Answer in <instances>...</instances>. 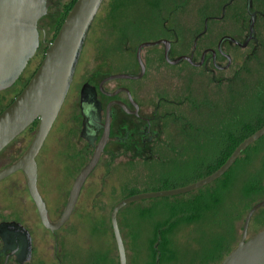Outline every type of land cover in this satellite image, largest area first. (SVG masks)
Masks as SVG:
<instances>
[{"label":"rangeland","instance_id":"374dc122","mask_svg":"<svg viewBox=\"0 0 264 264\" xmlns=\"http://www.w3.org/2000/svg\"><path fill=\"white\" fill-rule=\"evenodd\" d=\"M48 12L40 18L39 23L46 27L48 37L52 39L61 18L64 16L65 7L71 0H50ZM226 0H190L184 9L168 12L167 19L162 22V28H150L138 33L134 30L127 31L128 36L120 40L122 34L112 25L125 24V20L138 18L143 2L136 0L118 17L108 16L110 0H103L94 19L87 31L82 52L77 63L73 81L69 87L60 110L36 156L37 161V185L48 206L52 218H57L63 209L68 193L62 195V190L69 191L73 179L80 166H76L70 155L73 148L65 152L64 135L71 123V113L77 111L79 88L85 79L97 82L102 76L118 71L136 72L139 69L135 57V48L138 42L145 39L168 37L172 40L171 56L180 53H188L192 45V33L203 26L202 11L208 12L218 8ZM132 9V10H130ZM133 9L136 11L134 12ZM130 10V11H129ZM249 13L246 18L237 22L231 16L225 19H217L209 22L206 35L199 42V50L196 58H199L201 48L210 44L214 46L222 34H231L240 39L243 38L248 28ZM113 19V20H112ZM258 39L264 38V20L256 29ZM120 41V42H119ZM254 42L242 47L224 41V49L231 55V64L223 70L212 73L205 71L204 66H194L186 61L176 64L160 61L163 51L162 45L145 46L141 50L142 58L152 54V60L147 61V72L142 79L125 78L112 79L109 86L127 84L132 91L146 89L149 84H168V98L178 100L179 103L169 106L171 115L168 117V147L159 148L162 153L168 155L167 159L134 158L131 150L119 152L115 157H102L95 169L84 181L77 202L58 233L59 251L63 253L62 264H84L88 246L94 244L92 226L100 221L103 228L102 243L110 247V254L117 257V247L110 225V210L113 204L126 194L124 185H136L138 187H153L164 184V181H178L189 177L198 168H204L205 163L198 166L194 161L196 155L204 156L209 150H213L211 139L214 130L220 129L223 124L230 123L231 111L237 110V96L229 92L238 89L236 72L248 54L252 53ZM261 54L258 48L255 51ZM43 52L34 55L24 68L18 80L9 88L0 90V109L9 101L28 79L32 71L41 60ZM163 56V55H162ZM221 57L220 62L225 63ZM159 68V70H157ZM157 70V72H153ZM233 78V79H232ZM232 79V80H231ZM203 100L211 103L206 104ZM241 109V108H240ZM231 119V118H230ZM223 122V123H222ZM190 124H201L202 130L197 135L204 147L195 146L193 141H186L184 131ZM35 128L25 129L7 146L0 151V168L15 160L29 144ZM71 139V137H69ZM76 142L75 149H80L81 141ZM63 144V145H62ZM189 144V145H188ZM83 159V156H81ZM85 162V160H83ZM248 168V165L246 166ZM243 170L229 182L221 203H212L211 197L204 196L210 207L201 211V216L194 223L182 224L176 232L171 233L172 242L176 248V259L171 264H199L198 257L207 252L212 241L218 239L219 231L226 228V213H230L232 200L237 189V179L241 178ZM66 186V187H65ZM193 190H197L193 189ZM192 191L185 192L187 196ZM209 193V192H207ZM175 198L156 196L143 198L124 205L121 210L124 216H128L135 222L141 223L147 218L139 212V206L147 205L152 209L154 219H160L168 215V201ZM140 203V204H139ZM207 205V206H208ZM213 206V207H212ZM139 209V210H138ZM257 210V209H256ZM255 210V212H256ZM120 212V211H119ZM118 212V221L127 247L128 264H131L132 250L130 235L126 221L121 219ZM255 212L253 214H255ZM252 214V216H253ZM15 219L26 224L32 231L34 256L31 264H58L54 255V236L44 227L40 221L37 209L26 185V178L22 170H16L0 180V220ZM244 219V218H243ZM235 223L241 224L243 220ZM249 226L248 233L252 232ZM241 233V228L239 234ZM217 236V237H216ZM216 237V239H214ZM205 255V254H204ZM115 264V263H113Z\"/></svg>","mask_w":264,"mask_h":264},{"label":"water","instance_id":"95a60500","mask_svg":"<svg viewBox=\"0 0 264 264\" xmlns=\"http://www.w3.org/2000/svg\"><path fill=\"white\" fill-rule=\"evenodd\" d=\"M102 1L74 0L32 74L11 101L0 110V151L34 120H38L26 149L15 160L0 168V180L16 170H22L40 221L52 231L62 226L68 219L77 202L81 187L96 166L109 135L110 103L107 106L104 130L95 145L94 151L74 177L65 207L59 217L56 220H51L47 214L45 201L37 187L36 156L69 90L87 31ZM50 4V0H0V90L14 84L29 60L34 56L39 45L38 20L47 13ZM246 6L250 15L247 35L241 40L230 34H223L218 40L219 49H221L222 42L226 40L243 47L251 38L256 39L254 28L256 11L250 9L251 0H247ZM206 29L207 23L205 22L203 29L193 40L192 51L195 48L197 37ZM160 43L164 46V57L169 63L176 64L185 59L191 64L200 65L203 61L204 53L199 60H194L190 53L170 56V38L145 39L138 42L135 48L140 72L118 71L109 73L100 80L99 88L103 90L102 84L111 79L139 77L144 72V62L141 58L142 48ZM210 50L215 52L214 48ZM227 58L229 63V55ZM84 88L94 93V86L84 84L81 92ZM117 91L115 90L111 94ZM95 104L92 105V108L97 110V103L95 102ZM262 135H264V124L244 137L216 169L194 181L169 188L142 190L119 198L110 210V222L118 252V264H127L126 249L117 218L118 211L124 205L143 198L188 192L213 181L232 165L248 145ZM262 205H264V198L255 201L248 208L237 243L218 264H264V227L248 234V225L252 214ZM6 227L15 228L22 233L26 250L30 251V247L28 248L30 241L26 229L14 220L0 222L1 230ZM7 243L11 247L15 246L13 251L17 250L18 245L13 238Z\"/></svg>","mask_w":264,"mask_h":264},{"label":"trees","instance_id":"16d2710c","mask_svg":"<svg viewBox=\"0 0 264 264\" xmlns=\"http://www.w3.org/2000/svg\"><path fill=\"white\" fill-rule=\"evenodd\" d=\"M141 1L143 2V8H141L140 10L141 14L133 15L138 16V18L131 19L132 17H129L124 21L125 24L123 25L113 22L112 25L120 34H122L120 40H123V37L125 39V37L128 36L126 35L127 31L131 32L130 30L135 31L131 33H138L153 27L158 29L162 28V22L167 19L168 12L173 13L177 9H184V7L190 0ZM73 2L74 0H71L65 7L64 16L66 15ZM135 2L136 0H110L108 16L110 18L116 16L118 17V14H122L121 12L127 10L130 4ZM221 3H219L218 8L212 11L206 12V10H201V13L203 15V23L205 17L209 16L207 27H209L208 25L210 21L215 20L214 16L221 13ZM246 4L247 0H233L226 6L225 14L222 19L227 18L230 11H233L235 13V17L233 18L237 22H240L241 19H245L246 12L249 13ZM250 9H260L263 11V14H260L255 19L254 28L256 30L264 20V0H251ZM133 11L135 12L136 10L133 9ZM64 16L61 18V22ZM202 29L203 26L192 33V37L194 38L195 35ZM206 32L203 36L198 38V43L206 35ZM258 40V51H260L261 54L258 55L255 52L256 50H254L251 54L247 55V57L240 65L239 70H237L236 72V81L237 84L240 83V86L237 87L238 89L236 90H233L231 87L229 88L230 94L231 92H233L232 97L237 96V110L230 112L229 124L225 123V125L223 124L220 129H218L217 131H213V136L211 137V139L216 150V159L212 162L205 163L204 168L196 169V172L193 173V175L185 177L184 179L178 181H164L163 185L160 184L153 187H138L136 185L128 186L125 184V195L142 190L169 188L182 185L194 181L212 172L226 159L233 148L244 137L264 124V38L260 37ZM39 51L44 53L43 49H39L37 54L39 53ZM18 91L13 94L9 101H11V99L18 93ZM202 102H205L206 104L211 103L205 100H203ZM37 122L38 120H34L25 129L36 128ZM78 124L79 119L77 118L76 121L73 122V125H71L72 128H69L77 133ZM75 163H77L76 166L81 167L85 162L83 161L82 157L78 155V159L75 161ZM196 163L198 164V166H200L204 162L199 160L196 161ZM247 165L248 168H246ZM242 170L245 173L241 175V178L237 179V189L233 197L234 199L231 202V211L230 213H226V228L219 231L218 239H216L217 236L214 237V239L216 240L210 243L207 252L203 253L200 256H197L199 264H218L219 261L225 256V254L228 253L231 248L237 243L240 237L241 233L239 234V230L240 228H242V225L235 222L237 220H243L248 208L255 201L264 198V135L248 145L222 175H220L213 181L201 187H198L196 191L190 190L192 191L191 195L187 196L185 192L168 195V198L173 197L175 198V200L170 202L168 201L167 216L160 219H154L155 217L153 215L152 209L147 205H141L139 203L140 210H138L140 214L143 215V217L147 218V220H144L142 223L140 221L135 222L132 219H129L128 216H124L121 212L123 208H121L119 210L120 212H118L121 215V219L126 221V226L128 227V233L130 235V246L132 250V257L130 258L131 264H171V262L177 257L174 241L172 242L171 238V233L174 230L176 232L180 231L181 229H179V227L182 224L186 226L194 223L197 219L200 218L201 211L204 208L206 209L210 207L207 204L208 200H206V198L204 199V196L211 197V201L213 204H215V206L216 203H221L224 195H227L226 191L224 190L227 188L229 182H231L232 179L239 175ZM135 203H137V201H135ZM120 222L118 221L121 231ZM249 226H251L252 232L248 234H252L264 227V205L257 208L255 214H253V216L251 217L248 229ZM103 232L104 231L101 222L96 221L92 226L94 244L88 246L87 251H89V254H86L87 258L84 264H118V252L117 257L112 256L110 254L109 245L108 247H106V244L103 245L102 243H99L100 240L103 241L101 239L103 236ZM123 241L125 249L127 250L124 238Z\"/></svg>","mask_w":264,"mask_h":264},{"label":"flooded vegetation","instance_id":"af4514ba","mask_svg":"<svg viewBox=\"0 0 264 264\" xmlns=\"http://www.w3.org/2000/svg\"><path fill=\"white\" fill-rule=\"evenodd\" d=\"M232 1L233 0H227L222 4L221 13L214 16L215 20L223 18L225 14L226 6L230 4ZM252 11H256V18L260 14H263V11L260 9H254ZM231 15H232V18L235 17V13L233 11L229 12V16ZM208 17L209 16L205 17L203 27H204L205 22L208 24ZM249 18H250V15H249ZM39 20H38L39 45L34 55L37 54L39 49L45 50L48 43L51 41L49 40L51 37H48L47 35L46 27L41 25L39 23ZM205 32H203L201 35L197 37L196 45L193 51H192V48L194 45L192 42L191 48L188 53L192 54V57L194 60H199L202 57V54L204 53L202 63L200 65H194V64L192 65L198 66V67L204 66L206 72L212 73V80L215 81L216 80L215 71L217 69L218 70L226 69L231 64V55L224 49L223 47L224 42H222L221 44V49L218 48V40L223 35L222 34L218 38L214 46H211L210 44L204 45L201 48L199 52V58L197 59L196 55H197L198 50L200 49L198 46L199 44L198 38L203 36ZM247 33H248V29L241 40L245 38ZM255 35H256V39L251 38L246 44V46H248L250 42L252 41L254 42L252 51L256 50L259 47V40L256 34V30H255ZM231 44H235V43H231ZM157 45H162L163 47V51L160 56L161 57L160 61L164 60L166 63H168V61L164 57L163 44L160 43ZM246 46H243V47H246ZM171 47H172V40H171ZM171 47H170V56H171ZM211 48H214L215 50L214 53L210 50ZM227 55H229L230 57L229 63H228ZM152 56H153L152 54H149L145 58L144 57L142 58L141 56L144 62V72L139 77H136L134 79H142L143 77H145L147 72H151L149 70V66L147 68V61H151ZM135 57H136V54H135ZM221 57L225 58L226 60L225 63L220 62ZM157 70H159V68H157ZM157 70L153 72L155 73L157 72ZM139 72H140V65H139L138 71L133 72V73H139ZM104 76H102L97 82L90 81L89 80L90 78L85 79L82 82L79 88L77 111L72 112L71 117L69 118V122L71 123V125H73V122L76 121L77 118L79 119L77 133H75L70 128L67 129L66 134L63 136L64 141H65L63 148L65 152L69 150L70 148L71 149L73 148L72 150L73 153L70 155V157L74 159L73 160L74 162L78 159V155L83 156V160H85V163L88 161L92 152L95 149V145L97 144L104 130V124L106 122V115H107V106L110 103V106H109V135L103 145L98 162L100 161V159H102V157L109 156L113 158L119 152L121 153L125 150L127 151L131 150V154L134 155V158L141 157L144 160L152 159V158L167 159L168 155L166 153H162L159 150V148L164 147V146L168 147V117H170L169 115H171L169 112V106H171L172 104L175 105L180 102L178 100L176 101V100H172L168 98V84L162 86L161 84H153V83L151 84L150 83L146 89H136V91H132L131 88L126 83L116 84L110 87L108 84L110 80H108L102 84L103 90H101L99 88V82ZM73 78H74V75H73ZM118 79H125V78H117V80ZM216 81L218 82L219 80H216ZM84 84L94 86L95 88L94 93H92L90 90L88 91V89H85V88L83 89V92H81ZM125 88L128 90H126ZM115 90H118V91L114 94H111V92H114ZM95 102L97 103V110L96 108L95 109L92 108V105H96ZM71 125H69V127H71ZM187 126L188 128L184 131V134H183L185 140L186 141L188 140V142L193 141L195 146H192V147H200V146L204 147L201 140L200 141L197 140L198 139L197 135L200 134V131L202 130V125L201 124H190ZM69 137H71V139H69ZM74 140L82 142L79 150H76L74 148V144L76 143L74 142ZM213 147H214V143H213L212 148ZM209 151L210 152L207 155V157H209L208 161L205 158V155H203L204 156V161H203L200 154L196 155V158L194 159V161L195 162L199 160H201L202 162L214 161L216 159V154H215L216 150L214 148L213 150H209ZM92 172L93 170L91 171V173ZM90 174L87 177H89ZM70 189L69 191H66V188H64L61 192L62 195L66 193H68L69 195ZM46 208H47L48 217L51 220H56L59 217L61 211L63 210L62 209L59 212L57 218H52L49 214V209H48L47 204H46ZM13 220L16 222H19L28 232L29 241H30L28 248L30 247V251L26 250V245L23 243V235L18 230H15V228H11V227H6L4 230L0 229V264H31L33 260L32 258L34 256L32 231L29 229V227L26 224H24L23 222L19 220L1 219L0 222L13 221ZM62 226H60L59 228L53 231L46 227V229H48L51 232V234L54 236V255L56 259L58 260V264H62L63 253L59 251V246H58L59 237H58L57 232ZM11 238H13L18 245V248L16 251H13V248L15 246L11 247V245L7 243L8 240H10Z\"/></svg>","mask_w":264,"mask_h":264}]
</instances>
